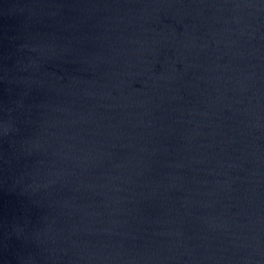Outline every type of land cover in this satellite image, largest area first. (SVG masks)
<instances>
[{"label":"water","instance_id":"water-1","mask_svg":"<svg viewBox=\"0 0 264 264\" xmlns=\"http://www.w3.org/2000/svg\"><path fill=\"white\" fill-rule=\"evenodd\" d=\"M0 264H264V0H0Z\"/></svg>","mask_w":264,"mask_h":264}]
</instances>
